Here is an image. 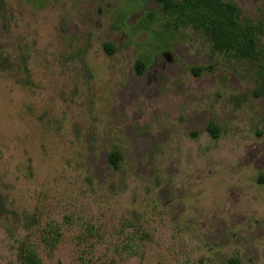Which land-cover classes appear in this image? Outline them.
<instances>
[{
	"label": "rangeland",
	"instance_id": "obj_1",
	"mask_svg": "<svg viewBox=\"0 0 264 264\" xmlns=\"http://www.w3.org/2000/svg\"><path fill=\"white\" fill-rule=\"evenodd\" d=\"M262 56L152 0H0V264H264Z\"/></svg>",
	"mask_w": 264,
	"mask_h": 264
},
{
	"label": "trees",
	"instance_id": "obj_2",
	"mask_svg": "<svg viewBox=\"0 0 264 264\" xmlns=\"http://www.w3.org/2000/svg\"><path fill=\"white\" fill-rule=\"evenodd\" d=\"M160 11L174 21L175 26H189L200 32L210 42L212 49L227 55L255 59L264 54L259 49V38L264 35V14L253 22L243 17L241 10L228 0H152ZM107 47V46H105ZM111 51V48H110ZM142 66L136 65L140 75ZM256 96H264V81ZM209 133L217 136L215 126L208 127ZM109 164L116 168L119 155H108ZM23 264H43L37 253L31 249L22 252Z\"/></svg>",
	"mask_w": 264,
	"mask_h": 264
}]
</instances>
